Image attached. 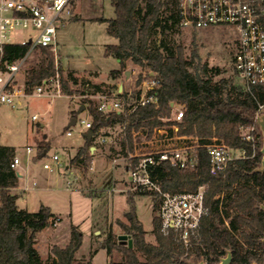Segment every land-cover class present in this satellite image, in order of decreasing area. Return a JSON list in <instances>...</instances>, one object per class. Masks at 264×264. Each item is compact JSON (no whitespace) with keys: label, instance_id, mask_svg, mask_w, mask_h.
I'll use <instances>...</instances> for the list:
<instances>
[{"label":"trees","instance_id":"16d2710c","mask_svg":"<svg viewBox=\"0 0 264 264\" xmlns=\"http://www.w3.org/2000/svg\"><path fill=\"white\" fill-rule=\"evenodd\" d=\"M142 2V3H141ZM114 16L100 19L106 22V32L116 43L105 44L104 55L117 58L120 69L125 61L156 74L157 103L136 107L132 112L111 111L103 113L92 99H84L90 118V140L85 138L70 162L89 168V147L100 129L113 124L123 125L121 151L132 150V131L145 128L147 136L156 126H169L171 105L184 107L178 122V133L195 136L199 143L212 137L221 138L233 148L245 150L246 158L237 159L224 172L210 175L204 148L197 149L196 171L181 170L168 162L151 168L152 179L163 191H194L204 186L206 213L201 217L196 237H191L186 248L173 230L163 233L160 219L152 215L151 233L154 242L145 240L146 231L135 218L136 194L150 195L152 211L157 212L159 200L153 193L131 192L127 196L129 223L118 222L126 235L121 241L108 231L102 247L110 256L113 250L122 253L121 264H217L229 251L231 264H264V171L259 169L261 153L252 149L251 143L243 140L241 129L249 127L258 104H264V85L246 91L242 84L220 77L217 68L195 62L193 56H185L179 44H168L165 38L157 44L150 41L154 33L165 35L177 32L179 26V0H111ZM28 44H8L5 57L16 61L28 52ZM37 62L28 67L24 91L30 93L34 86L55 73L52 52L48 47L33 48ZM61 73V67L58 66ZM62 89L71 93L60 75ZM141 76L135 82L136 86ZM97 87V85H94ZM74 118V117H73ZM14 148L0 144V264H42L35 248L36 234L59 218L46 205L28 211L16 205L15 194L10 187L17 184V176L10 168ZM82 243V232L70 226L69 240L63 247L52 246V264H91L75 260V252ZM143 257V260L140 259ZM113 264V263H110Z\"/></svg>","mask_w":264,"mask_h":264},{"label":"rangeland","instance_id":"374dc122","mask_svg":"<svg viewBox=\"0 0 264 264\" xmlns=\"http://www.w3.org/2000/svg\"><path fill=\"white\" fill-rule=\"evenodd\" d=\"M70 8V17L58 25L57 50L52 55L62 70L59 77L62 75L71 93L66 94L63 88L61 96L49 97L46 94L36 95L32 90L30 93L24 91L27 69L38 60L34 49L29 50L12 79L13 86L22 92L19 94L20 103L12 105L0 102V144L13 147L14 154L19 157L16 170L22 173V179L18 185L26 192L16 198V205L35 211L43 202L59 218L54 225L36 234L34 246L42 264H52V246L63 247L67 244L71 225L77 226L83 233L75 260H91V264H121L124 261L121 252L113 250L109 256L102 247L108 231L115 235L117 241L120 235H126L118 222L128 225L129 204L126 199L129 193L134 192L129 189L124 192L115 189L108 191L114 183L117 189L130 187L129 175L120 165L113 164L111 159H103L102 163V147L113 150L105 154L109 158L122 153L121 128L115 125L109 130L100 129L99 134L94 136L90 146L98 150L89 148L90 154L94 153L91 154L89 168L71 163L70 159L85 140L79 119L91 120L87 109H84L86 103L83 100L92 99L97 104L105 93L110 99L117 98L118 85L122 89L132 87L136 75L131 74V70L140 67L126 60L124 68L120 69L115 58L104 55L105 44L115 42V38L106 32V22L100 20L114 16L111 0H72ZM33 32L18 29L9 35L12 40H21ZM162 38L168 44L181 45L188 59L193 56L195 62L217 68L219 73L213 79L225 77L234 84H242L232 64L235 45L233 27H184L170 35L154 33L150 42L157 44ZM106 78L107 81H102ZM81 106L83 110L78 112ZM32 114L37 115L36 120L30 119ZM73 117L76 122L69 125ZM171 117L170 113V120ZM67 130L71 135H66ZM145 132L140 129L137 139L142 140ZM108 136L110 139L106 138ZM102 137L106 140L102 141ZM27 146L32 148L31 154L25 152ZM54 153L58 155L60 165L50 172L43 169L42 164L51 163L50 156ZM114 171L119 173L116 178L126 182L114 180L113 183ZM68 181L72 184L71 188L66 187ZM133 199V212L146 231L145 240L154 242L151 219L157 212L152 211V198L150 195L136 194ZM140 259L143 260V257L140 256Z\"/></svg>","mask_w":264,"mask_h":264},{"label":"built area","instance_id":"2783aa9c","mask_svg":"<svg viewBox=\"0 0 264 264\" xmlns=\"http://www.w3.org/2000/svg\"><path fill=\"white\" fill-rule=\"evenodd\" d=\"M71 3L72 0H0V102L19 104L21 99L19 94L22 93L13 86L12 79L25 56L8 62L5 57V46L28 44V51L35 47H48L55 54L57 28L70 17ZM178 9L180 28L207 29L221 25L233 27L235 31L233 69L246 91L250 92L252 86L264 85V0H179ZM18 29L34 32L24 39L12 40L9 34ZM54 64V75L34 86L32 89L34 94L61 96L58 65L55 61ZM131 74L136 75V80L141 76L140 82L136 86L132 83V87L127 89H122L120 85L116 90L115 99H110L107 93L102 94L101 100L97 103L99 111L128 114L138 106L157 103L156 74L143 68L131 70ZM170 105L173 124L154 127L149 136L145 132L142 140H138L136 135L140 129H146L133 130L132 150L113 156L111 161L113 164L121 165L128 173L130 190L139 193L149 192L156 196L159 200L157 216L160 219V230L163 233L173 230L187 248L191 237H196L200 219L207 210L204 206V186L200 185L194 191H163L152 179L151 168L161 162H168L181 170L196 171L197 149L202 147L208 161V172L214 176L224 172L235 160L246 158L248 155L244 149L233 148L218 137H212L206 143H199L195 136L179 134L177 124L181 120L184 107L173 102ZM261 114H264V104L260 103L253 115L252 124L241 129L242 139L250 142L253 150L258 148L259 151L262 134L257 120ZM30 119L36 120L37 115L32 114ZM168 119L170 120V117L165 120ZM79 124L84 135L91 126V120L80 118ZM122 129L123 125L121 131ZM66 135H71V132L67 130ZM105 140L102 138V141ZM25 152L31 154L32 148L25 147ZM50 160L51 163L43 162L42 167L52 172L59 168L60 161L56 153L50 156ZM19 162V157L14 154L9 164L10 168L15 171ZM15 174L19 176L17 170ZM66 187H72L70 181L66 183Z\"/></svg>","mask_w":264,"mask_h":264},{"label":"crops","instance_id":"0c3cea01","mask_svg":"<svg viewBox=\"0 0 264 264\" xmlns=\"http://www.w3.org/2000/svg\"><path fill=\"white\" fill-rule=\"evenodd\" d=\"M114 43H116V39H115V42ZM114 58V57H113ZM115 60L118 62V67H119V60L117 59V58H115ZM113 70H115V69H113ZM102 81H107V78L105 79V80H102ZM119 87H120V85H118V89H119ZM115 125H118L120 128H121V125H119V124H113V125H110V126H107V127H103L102 129H107V130H109L112 126H115ZM101 129V130H102ZM102 138H104V137H102ZM107 139L109 138L110 139V137L108 136V137H106ZM105 138V139H106ZM92 147V148H91ZM90 149H94V150H98V148H96V147H94V146H90L89 147ZM110 151H113L111 148H107V149H104L103 147H102V163H104L103 162V159H104V161L106 160H108V159H111L112 157L110 156V158L109 157H107V155L105 156V154L106 153H108V152ZM91 154H94V153H91ZM93 158V157H92ZM104 165V164H103ZM119 165V164H118ZM92 166H93V163H92ZM120 168H122L121 167V165H120ZM104 168L102 167V170H103ZM115 172V171H114ZM26 173V172H25ZM18 174H19V176H17L16 178H17V184H16V186L14 187V188H12V187H10V190L11 189H14V190H17V191H15V192H11L12 194H15L17 197L19 196H23V194L26 192V189H24V188H22L20 185H18L19 184V182H21V179H22V173L21 172H18ZM119 173L118 172H115V175H114V179H113V183H114V180H115V182L117 181L118 183H120V182H122L124 179H118V178H116V176L118 175ZM117 179V180H116ZM125 181V180H124ZM126 182V181H125ZM129 183V182H128ZM114 185H115V183H114ZM114 185H112L111 186V188L110 189H108V191L109 190H117L118 192H124V191H127L128 189L130 190V187L128 186V188L126 187V189L125 188H119V189H117ZM129 185H130V183H129ZM19 190V191H18ZM128 190V191H129ZM27 196H25V198H26ZM40 204H43V205H46V206H48L49 208H50V210L54 213V211L51 209V207L49 206V205H47V204H44L43 202H40ZM39 204V205H40ZM82 232V231H81ZM83 234V233H82Z\"/></svg>","mask_w":264,"mask_h":264},{"label":"water","instance_id":"95a60500","mask_svg":"<svg viewBox=\"0 0 264 264\" xmlns=\"http://www.w3.org/2000/svg\"><path fill=\"white\" fill-rule=\"evenodd\" d=\"M82 110H83V106L79 107L77 111L81 112ZM75 120H76L75 118H71L68 124L71 125V124L75 123ZM257 124H258V127L261 131V134H262V144H261V148H260L261 158H260L259 169L261 171H264V114H261L259 116V119L257 120ZM91 135H92V131L90 129H88L84 133V137L87 140H90ZM261 208L264 210V205H262ZM124 237H125L124 235L119 236V238H124ZM263 239H264V237H263ZM196 264H205V263L202 260H200ZM217 264H231V253L228 251L225 256L220 258V260ZM250 264H256V263L252 262Z\"/></svg>","mask_w":264,"mask_h":264}]
</instances>
